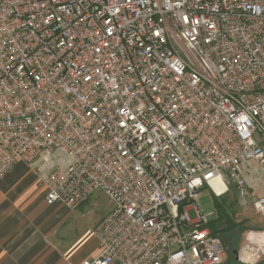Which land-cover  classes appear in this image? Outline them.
<instances>
[{
    "label": "built area",
    "instance_id": "obj_1",
    "mask_svg": "<svg viewBox=\"0 0 264 264\" xmlns=\"http://www.w3.org/2000/svg\"><path fill=\"white\" fill-rule=\"evenodd\" d=\"M39 158L47 204L113 203L81 264H223L197 201L264 184V0H0V181Z\"/></svg>",
    "mask_w": 264,
    "mask_h": 264
},
{
    "label": "crops",
    "instance_id": "obj_2",
    "mask_svg": "<svg viewBox=\"0 0 264 264\" xmlns=\"http://www.w3.org/2000/svg\"><path fill=\"white\" fill-rule=\"evenodd\" d=\"M30 165L18 162L0 181V264H81L96 258L100 253V241L94 234L96 228L76 234L69 230L67 223L69 217L83 209L87 202L75 210L61 204H47L40 172ZM37 165L40 168L41 161ZM228 187L227 192H230ZM236 192L243 197L237 189ZM263 194L264 184L256 185L251 195L244 196L248 202L243 198L240 200L242 218L236 220L239 226L221 232L238 231L237 235L225 239L220 236L226 249L223 264H246L240 262L238 256L248 239L252 235L264 239V215L253 206L254 199ZM219 205L222 204L219 202ZM249 205L252 212L248 211ZM221 209L226 210L223 206ZM217 217L218 213L209 215L207 225L220 222L216 221ZM227 245L231 247L227 248ZM258 264H264V257Z\"/></svg>",
    "mask_w": 264,
    "mask_h": 264
},
{
    "label": "rangeland",
    "instance_id": "obj_3",
    "mask_svg": "<svg viewBox=\"0 0 264 264\" xmlns=\"http://www.w3.org/2000/svg\"><path fill=\"white\" fill-rule=\"evenodd\" d=\"M40 161L41 158H39L34 164L30 165L36 172H40L39 165H37V163L40 164ZM212 183L217 184V191L219 194H221L224 190V187L220 189V187L218 186V184H220V180L216 179L212 181ZM229 187L228 190H230V192L228 191L227 193H225L223 196H221L220 199L215 198L212 191L207 186L200 191V197L197 201V204L199 205V209L205 214L206 217L211 214L218 213V204L220 202V204H222V206L226 209V213H229L232 219L240 220L242 218V210L239 205L240 200H242L243 198L244 201H248L246 198H244V196L240 198L239 194H237L236 189L234 188V185L230 184ZM112 207L113 203L110 198L104 192L100 190L96 191L89 198L86 206L83 209L78 210L69 217L67 221L69 230L74 231L76 234L94 230V228L97 227V225L102 221V219L111 210ZM248 211L252 212V208L250 205ZM190 215L193 220L196 219L195 211H192ZM218 225H220V222L209 223V226L211 228H218ZM237 234L238 231H233L228 234L221 233L220 236L225 239L226 237H232ZM230 247L231 245H227V248Z\"/></svg>",
    "mask_w": 264,
    "mask_h": 264
},
{
    "label": "trees",
    "instance_id": "obj_4",
    "mask_svg": "<svg viewBox=\"0 0 264 264\" xmlns=\"http://www.w3.org/2000/svg\"><path fill=\"white\" fill-rule=\"evenodd\" d=\"M219 208H222V205L218 206ZM218 209V217L216 221L220 220L221 227L218 228H211L214 235H217L220 237L221 232H225L234 228H237L239 224L236 222L235 219H232V217L226 213V210L224 209Z\"/></svg>",
    "mask_w": 264,
    "mask_h": 264
},
{
    "label": "bare ground",
    "instance_id": "obj_5",
    "mask_svg": "<svg viewBox=\"0 0 264 264\" xmlns=\"http://www.w3.org/2000/svg\"><path fill=\"white\" fill-rule=\"evenodd\" d=\"M219 180V179H218ZM221 182V181H220Z\"/></svg>",
    "mask_w": 264,
    "mask_h": 264
}]
</instances>
